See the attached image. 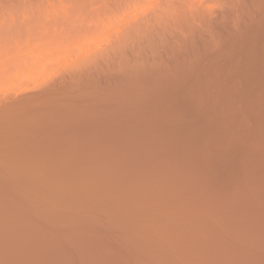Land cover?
Listing matches in <instances>:
<instances>
[{
    "label": "bare ground",
    "instance_id": "obj_1",
    "mask_svg": "<svg viewBox=\"0 0 264 264\" xmlns=\"http://www.w3.org/2000/svg\"><path fill=\"white\" fill-rule=\"evenodd\" d=\"M92 1L5 65L25 80L75 50L0 96V264H264V0H153L144 18L146 0ZM123 12L139 17L105 42Z\"/></svg>",
    "mask_w": 264,
    "mask_h": 264
},
{
    "label": "rangeland",
    "instance_id": "obj_2",
    "mask_svg": "<svg viewBox=\"0 0 264 264\" xmlns=\"http://www.w3.org/2000/svg\"><path fill=\"white\" fill-rule=\"evenodd\" d=\"M47 1V6H46V2H43L44 4H42V6H39V10L37 9V7L36 6H33V7H28V8H30V9H28L27 7H25L24 8V6H22V8H20V7H18L17 6V4H15V3H13V2H11V4L9 3V2H7L8 4H6L5 3V1H2L1 0V2H3L2 4H1V2H0V26L2 27V24L4 25V24H10V22L12 21V22H14L15 23V21L17 22L18 21V23H17V25L19 26V25H26V29H27V32L24 30V32H22L20 35H25V36H23V38H22V36H18V35H14L15 36V39H14V36H11L10 37V39H8L9 41H7L6 42V40L4 39V41H2V40H0V52H1V56H0V65L1 66H3L4 65V68H2L1 69V73H0V91H2L1 93H0V96H5V94L6 95H8V96H10V95H13V94H16L17 93V91L18 90H20L19 88L20 87H23V85H26V87L25 88H27V86L29 87V86H31V87H34V85H35V83L38 85L40 82L42 83V77H47L48 79H49V77H48V75L50 76V74H51V76H50V78L51 77H55V76H57V74L56 73H58V75H59V72H60V74L64 71V69L66 68V66L68 67L69 65H71L72 64V62L75 60V55H73L74 53V51H73V48L75 49V47L77 46L78 47V50H79V45L78 44H73L72 46H73V48L71 49V51H73V52H71L70 54L68 53H66V55L65 54H63V55H61V56H63V58H61L62 60V63L60 62V58H58L59 57V55L60 54H58V55H54V57H52L50 60H51V62L50 61H48L47 62V64H46V62L45 63H43V65L42 66H45V65H50V66H45V68H43V70L45 71L44 73L41 71V70H39V69H42V68H40V66L37 68L38 69V71H41L42 73H38V71L36 70V69H34V70H32L34 73L32 74V72L31 73H29V74H31V75H34L33 77H38L39 76V74H42V75H40L38 78H36V81L34 80L35 78H33L32 80L34 81H31L30 83H28V81L30 80V78L29 77H31L29 74H25V80L27 79V77H28V79L29 80H24V78H23V73L21 74V71H22V65L21 66H16V68H12V69H9L8 71H7V69L8 68H6V67H8V66H5V65H7V64H9L8 63V61H10L11 62V60L12 59H16V58H19V57H21L22 59L24 58V55L26 56H34L35 58H36V56L37 57H39L44 51H45V49H42V48H47L46 50H48V49H50L51 50V47H50V44H51V40H50V37H47V39H46V34L48 35V32L46 31V29H44L43 30V26H45L44 24H43V20H48V18H49V20H51V16H53L54 18L57 16V14H59V15H61V14H63V11L62 10H66V12L68 11V10H70V8L71 7H69L70 5L68 4V3H70L71 2V0H52L51 1V3L50 4H48V0H46ZM66 3H65V2ZM90 1H92V0H90ZM95 1V0H94ZM94 1H92V2H94ZM99 3H101L100 1H102V0H97ZM109 2L108 0H105V2ZM112 1V0H111ZM50 2V1H49ZM96 2V1H95ZM104 2V3H105ZM106 2V3H107ZM144 2H146V3H144ZM147 2H148V4H147ZM102 3H103V1H102ZM70 4H72V3H70ZM96 5L98 4L97 2L95 3ZM142 8H140V9H138L137 10V12L136 13H138V11L139 10H141L142 9V12H139L138 13V15L139 14H141L142 13V15H139L140 17L142 16V18H144V17H146V15H144V14H147V16H149L148 15V13L149 12H151V13H149L150 15L152 14V9H154V8H152V6H153V4H155V3H153V0L151 1V0H146V1H143L142 2ZM44 5V6H43ZM101 5H104V4H101ZM145 5V6H144ZM20 6V5H19ZM72 6H73V4H72ZM97 6H100L99 4L97 5ZM151 6V7H150ZM155 6H156V4H155ZM144 7V8H143ZM147 7V8H146ZM72 8H74V6L72 7ZM26 9V10H25ZM68 9V10H67ZM36 11L35 12V14H33L34 13V11ZM57 10V11H56ZM33 11V12H32ZM49 11V12H48ZM124 13L125 12H123V13H118V14H116L114 17H118V18H116V19H113L112 21H111V23H110V25H111V27L109 28V29H107L108 30V32L106 33V35L103 37V40H105V39H107V40H105V42L106 41H108V40H112V39H114L115 38V36H116V34L118 33V32H121V30H123V28H125V23L127 24V23H129V21H131L132 23L134 22V20L137 18L136 17V15H135V12H133V14L135 15V17H132V16H134V15H132L131 17H126L127 19H125L126 21H122V20H120V21H117V22H115L116 20H119V18L120 17H122V16H124ZM32 14V15H31ZM37 14V15H36ZM137 15V16H138ZM31 16H32V18L34 19H29L28 21H30V20H32V22L30 23V22H28L29 23V25L30 26H32L33 25V27H27V20L26 19H28L27 17H29V18H31ZM138 16V17H139ZM4 17V18H3ZM23 18V20L26 22H24V24H22V18ZM26 17V18H25ZM53 18V19H54ZM37 19H39V20H37ZM43 19V20H42ZM13 20H15V21H13ZM38 21L39 23H41L40 25H39V23L37 24V22H34V21ZM8 21V23H6ZM19 21H21V23L19 22ZM40 21H42V22H40ZM115 22V23H114ZM2 23V24H1ZM20 23V24H19ZM33 23V24H32ZM36 23V24H35ZM16 24V23H15ZM38 26H39V28H38ZM41 26V27H40ZM124 26V27H123ZM121 27H123V28H121ZM30 28V29H29ZM46 28V27H45ZM1 29V28H0ZM32 29V31L31 32H29L30 30ZM36 29V30H35ZM38 29V30H37ZM114 29V30H113ZM48 30V29H47ZM113 30V31H112ZM1 31V30H0ZM35 31V32H34ZM41 31V32H40ZM112 31V32H111ZM115 32V33H114ZM1 33V32H0ZM33 33V34H32ZM2 34V33H1ZM0 34V35H1ZM28 34H30V35H28ZM43 34V35H42ZM109 34V35H108ZM111 34H113V35H111ZM40 35H41V37H40ZM27 36H32V37H27ZM43 36H44V38L46 39H43ZM111 36V37H110ZM17 37H19V39L17 38ZM21 37V38H20ZM109 37V38H108ZM96 38H98V36L96 37H94V36H91L90 38L89 37H87L86 39L84 38V41H86V43L85 42H83L82 41V43L84 44H88V45H91L92 43L93 44H95V43H99V45H101V46H105L106 44H105V42L102 40V38H100V39H97V40H95ZM105 38V39H104ZM0 39H3L2 38V36H0ZM12 39H13V41H12ZM18 39V40H17ZM35 39H37V40H35ZM49 39V40H48ZM52 39V38H51ZM22 41V42H18V44H17V41ZM99 40V41H98ZM102 42H104V43H101V41ZM33 41V42H32ZM38 41V42H37ZM88 41V42H87ZM98 41V42H97ZM12 43V45H11V43ZM16 44H15V43ZM24 42V43H23ZM31 42V43H30ZM7 45H6V44ZM81 43V42H80ZM89 43H91V44H89ZM101 43V44H100ZM3 44H5V45H3ZM14 44V45H13ZM29 44V45H28ZM39 44V45H38ZM84 44V45H85ZM92 44V45H93ZM17 45V46H16ZM24 47H23V46ZM27 45V46H26ZM40 45H41V47H40ZM71 45V44H70ZM97 45V44H96ZM7 46V47H6ZM95 46V45H94ZM98 46V45H97ZM6 47V48H5ZM29 47V48H28ZM77 47H76V49H77ZM82 47V46H81ZM16 48V49H15ZM18 48V49H17ZM25 48V49H24ZM11 49V50H10ZM30 49H32L31 51H30ZM35 49V50H34ZM38 49V50H37ZM42 49V50H41ZM53 49V48H52ZM4 50V51H3ZM9 50V51H8ZM20 50H22V51H20ZM25 50H27V51H25ZM68 52H69V50H68V48L66 49ZM18 51H20V52H18ZM24 51V52H23ZM35 51V52H34ZM37 51H38V53H37ZM54 51V50H53ZM77 51V50H76ZM16 52H18L17 54H16ZM49 51H46V53H48ZM52 52V51H51ZM55 52V51H54ZM7 53H8V55H7ZM11 53V54H10ZM24 53V54H23ZM40 53V54H39ZM50 53V52H49ZM56 53V52H55ZM4 54V55H3ZM11 55V57H10V55ZM14 54H16L15 56H14ZM23 56H21V55ZM36 54V55H35ZM17 55H19L18 57H17ZM42 55H44V53L42 54ZM55 56H58V57H55ZM60 56V57H61ZM74 56V57H73ZM4 57V58H3ZM68 57H71V58H68ZM59 59V60H58ZM56 61V62H55ZM65 61V62H64ZM7 62V63H6ZM60 62V63H59ZM4 63V64H3ZM51 63V64H50ZM60 65H59V64ZM45 64V65H44ZM57 64V65H56ZM66 64V65H65ZM41 66V67H42ZM51 66H54V67H51ZM61 66H63V67H61ZM20 67H21V69H20ZM47 67H49V68H47ZM50 67H51V69H50ZM61 67V68H60ZM6 68V69H5ZM48 69V71L50 70V73L47 75L46 74V70ZM54 68V69H53ZM56 68V69H55ZM62 68H64V69H62ZM5 70V71H4ZM2 71L4 72V73H2ZM19 71V72H18ZM36 71V72H35ZM53 71V72H52ZM54 72H56V73H54ZM19 73V74H18ZM36 73H37V75H36ZM2 74V75H1ZM44 75V76H43ZM47 75V76H46ZM18 76H20L19 78H18ZM27 76V77H26ZM16 77V78H15ZM44 78V79H45ZM46 78V79H47ZM19 79V80H18ZM21 79H23V81H20ZM38 79H40V80H38ZM38 81H39V83H38ZM19 82H23L24 84H21L20 83V85H19ZM22 85V86H21ZM31 87H29V88H31ZM13 90V91H12ZM17 90V91H16ZM9 92V93H8ZM4 93V94H3ZM11 93V94H10ZM3 94V95H2Z\"/></svg>",
    "mask_w": 264,
    "mask_h": 264
}]
</instances>
